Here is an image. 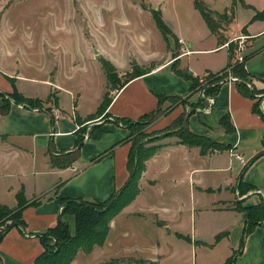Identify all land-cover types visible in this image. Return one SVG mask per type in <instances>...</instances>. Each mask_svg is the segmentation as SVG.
Segmentation results:
<instances>
[{
    "label": "crops",
    "instance_id": "obj_1",
    "mask_svg": "<svg viewBox=\"0 0 264 264\" xmlns=\"http://www.w3.org/2000/svg\"><path fill=\"white\" fill-rule=\"evenodd\" d=\"M234 21L229 24L233 37L247 24L243 56L257 96L253 97L244 86L241 89L239 82L228 76L213 96L209 110L197 107L189 112L192 109L184 102L160 101L159 96L164 93L188 97L191 102L197 101L200 94L190 90L191 80L171 69L172 63H165L134 76L115 92L107 110L110 119L100 122L104 132L98 137L89 136L94 123L85 124L89 116L77 109L79 94L75 89H67L72 100L70 107L65 109L60 103L57 92L62 85L54 77L58 68L49 67V77L25 76L14 68L7 71L0 51V90H18L17 78L40 80L51 87L46 96L26 93L19 87L23 96L44 99L43 103L31 107L12 99L7 112H0V202L16 208L21 189L27 200L21 210L25 225L10 228L0 240V264H35L36 256L45 250L38 234L57 225L65 199L105 200L119 189L130 174L127 162L131 141L126 140L129 129L116 122L115 117L138 119L159 105L171 107L159 116L157 127L178 124L180 116L188 111L185 119L189 130L229 146L205 153L199 145L179 143L177 136L165 141L145 160L139 192L111 219L104 243L95 244L90 251L79 249L67 264H124L125 259L128 264H140L136 262L139 258L146 260L141 264H209L207 255L220 243L228 248L221 264L226 262L240 245L248 214L234 201L242 198L241 206L255 204L264 194V154L250 163L242 175L256 189L242 197L234 190L244 164L263 148L264 117L254 111V103L260 98L264 109V19L248 21L238 33L231 29ZM205 29L200 42L211 40L213 45L200 50L220 52L227 48L228 54L216 66L208 63L202 70L194 65L183 68L199 77L218 73L232 62L228 45L222 44L207 23ZM178 34L185 43V52L180 55L192 54L188 39ZM102 78L104 93L103 69ZM207 105L208 101L203 107ZM225 113L233 124L232 131L220 122ZM82 141L84 144L78 146ZM72 150H76L77 157L64 165L65 153ZM20 156L29 158L28 169L21 170L25 166L21 165ZM198 211L210 213L215 223L209 224L208 229L198 228ZM207 235H213L212 241ZM245 241L235 264H264V223L248 233ZM202 250L203 257L199 255Z\"/></svg>",
    "mask_w": 264,
    "mask_h": 264
},
{
    "label": "rangeland",
    "instance_id": "obj_2",
    "mask_svg": "<svg viewBox=\"0 0 264 264\" xmlns=\"http://www.w3.org/2000/svg\"><path fill=\"white\" fill-rule=\"evenodd\" d=\"M203 1L210 9L220 12L232 6V0ZM246 2H250L252 6H245L240 1L234 4L236 15L231 29L236 33L241 30V26L250 21L255 9L264 7V0ZM155 8L159 9L163 16L170 31L168 34H164L157 26L152 15ZM218 26L217 36L220 41L224 40L227 44L231 41L237 45L236 51L241 35L245 38L244 42H247V36L243 32L233 37L229 24L222 22ZM205 28V19L196 8L194 0H0V51L6 61V70L11 71L14 68L25 76L49 77L48 68H58V74L54 77L56 80L59 79L62 85L57 92L61 98L60 103L62 102L65 109L70 107L72 100L67 89H75L79 94L76 107L89 116L85 124L94 123L92 127L94 132L102 129L101 121L110 119L106 112L94 114L104 94L102 69L106 78L104 91L107 90L114 95L119 85L127 78L138 72L160 68L165 63L174 64L178 60V67L182 69L194 65L199 70L208 63L219 65L222 57L228 54V50L227 48L220 52L200 50L213 45L211 40L200 42L201 36L205 34ZM178 33L188 39L193 48L192 54L180 55L185 52L183 48L185 43ZM102 60L109 64L110 78H107ZM227 74L237 80V74L233 71L229 70ZM199 79L202 85L213 80L210 72ZM246 80L249 81L248 87H251L252 78L247 77ZM15 83L19 91L21 88L26 93H37L40 96H46L51 88L43 81L33 79L31 81L28 78H17ZM49 97L51 98V95ZM43 100L41 99L42 103ZM258 102L262 107L261 99ZM197 107L206 111L208 105ZM158 118V114L149 113L141 119V125L133 127L132 133H139L134 144L139 141L138 143L147 147L177 138L180 126L176 124L157 127ZM122 123L125 126L129 124L127 120H123ZM20 163L25 166L21 170L30 167L27 156H20ZM198 212L196 224L201 230L208 229L209 224L215 223L210 219V213ZM8 222L10 221H0V231ZM210 230L211 228L208 234ZM207 236L212 241L213 235ZM51 240L50 245L54 247L55 237ZM201 249L205 250L203 247ZM203 250L199 252L202 257L205 253ZM227 251V245L220 243L207 255V261L209 264H221ZM124 261V264H128L127 259ZM136 262L141 264L146 260L139 258Z\"/></svg>",
    "mask_w": 264,
    "mask_h": 264
},
{
    "label": "trees",
    "instance_id": "obj_3",
    "mask_svg": "<svg viewBox=\"0 0 264 264\" xmlns=\"http://www.w3.org/2000/svg\"><path fill=\"white\" fill-rule=\"evenodd\" d=\"M240 1L245 6L250 7L251 5L247 4L245 0H233L232 6L229 8H225L222 12L217 10L210 9L203 0H194V4L196 8H198L199 12L204 16L206 23L208 24L209 29L214 34H218V25L222 24V22L226 24H230L235 18L234 4ZM152 15L154 16L155 22L159 29L164 32V34H168L170 31L167 28V24L165 23L163 16L159 9H153ZM256 19H264V8L255 9V12L250 19V22ZM247 25V24H246ZM246 25L242 27V32L246 35ZM224 42V40H223ZM222 42V44H223ZM229 44V52L232 62L229 63L227 68L221 70L218 73L210 72L212 75V82L209 84H200V77L196 75H192L186 69H182L178 67V61L172 64V69L175 73L184 76L185 78L191 80L190 90L194 92V90L200 91L202 88L205 92L206 96L212 95L214 96L218 92L219 86L227 80L229 76L227 72L233 71L234 74H237L238 86L243 89V86L246 89L251 90V94L253 97L257 96L255 90L252 86L248 87L249 81H247V77H250L248 71L245 68V59L238 60L236 59V50L235 44ZM107 61L102 60L104 68L107 73V78H110L109 64ZM147 72V71H146ZM144 72L135 73L131 78H127L122 84L119 85L118 89L124 85L127 81L132 79L134 76L141 74ZM232 73V72H231ZM117 89V90H118ZM116 90V91H117ZM0 96L3 98V104L0 105V112L6 113L9 109L12 99L15 102H23L25 106H39L41 104V100L38 98H30L23 96L17 89H14L12 93H6L0 90ZM113 96L107 90L104 91L102 102L100 103L98 110L94 114L99 113H108V106L113 100ZM206 96H201L199 94L197 101L191 102L188 100V97L176 96L173 94H162L159 96L160 101L163 99H168L171 101V104L184 102L189 105L191 109H196L197 105L203 107L206 105ZM256 99L254 105V111L257 110L264 117V109L260 106L258 100ZM171 106L161 107L160 105L156 110H153L149 113L158 114L159 116L164 114L167 110L170 109ZM188 111H186L180 118L177 120L178 125L180 126L177 137H179V143H185L190 146L199 145L201 151L207 152L211 149H225L229 146V144L223 145L222 143L216 142L212 139H209L205 136H202L198 133H193L189 130L186 121V115ZM109 114V113H108ZM93 115V114H92ZM149 114H145L142 117L134 120L115 117L116 122L122 123L123 120H127L129 123L126 126L129 129V134L126 137V140L131 141V147L129 150V159H128V168L130 169V174L126 181L119 189H114L112 193L105 199H91L92 201H86L83 198H68L64 200V205L61 210V218L58 221L57 225L54 227H50L47 229L45 233L38 234L40 235V240L45 247V250L36 256L34 262L35 264H67L69 263L77 254L79 248H84L86 251L92 250L95 244L101 245L104 243L107 233L109 232V226L111 219L117 215L126 205L134 200L137 193L139 192V179L144 170L145 160L149 158L155 151L160 148L164 144H151L150 146L144 147L142 144L137 143L134 144L136 136L139 133H132L133 127L135 125H141V119L146 117ZM221 124L227 131L234 130L233 124L230 120L229 114L225 113V115L220 118ZM123 124V123H122ZM104 132L103 129H100L98 132H94L93 128L89 132V136L98 137ZM140 140V139H138ZM75 151H68L65 153L67 156L64 165L71 163L76 157ZM264 154V141L262 150L258 151L256 155H254L250 160H248L244 167L242 168V172L240 173L238 180L239 183L235 187L238 190L239 195L243 196L244 193L251 189H256V187L247 183L242 179V175L244 171L249 167V164L252 163L258 156ZM53 157V164H56L55 159ZM19 205L16 208H10L7 204L0 202V221H10L8 222L4 228L0 231V240L6 234L10 228L15 227L16 225H25V221L21 216V210L23 206L27 203L24 190L17 194ZM243 199L238 198L236 203L237 207L241 210L247 211V218L244 224V230L240 239V245L237 250L233 251L230 257L226 260L224 264H235L237 254L244 248L245 239L248 233H250L259 223H264V194L260 198V201L255 204H248L245 206H241ZM65 215V216H64ZM55 237V245L52 247L50 244L52 242V238Z\"/></svg>",
    "mask_w": 264,
    "mask_h": 264
},
{
    "label": "built area",
    "instance_id": "obj_4",
    "mask_svg": "<svg viewBox=\"0 0 264 264\" xmlns=\"http://www.w3.org/2000/svg\"><path fill=\"white\" fill-rule=\"evenodd\" d=\"M244 40H245V38H243V35H241L240 38H239V41H238V44H239L238 48H237L238 51H236V59H238V60H244L243 59L244 58L243 50H244L245 45H246L244 43ZM225 44H227V43H225ZM200 95L201 96H206L205 92H204V90L202 88L200 89ZM206 100L208 101V107H206L205 109L209 110L210 106H211L210 103H212V101H213V96L212 95L206 96ZM262 106H263V104H262ZM59 114L60 113L58 112L57 115H59Z\"/></svg>",
    "mask_w": 264,
    "mask_h": 264
},
{
    "label": "water",
    "instance_id": "obj_5",
    "mask_svg": "<svg viewBox=\"0 0 264 264\" xmlns=\"http://www.w3.org/2000/svg\"><path fill=\"white\" fill-rule=\"evenodd\" d=\"M194 111H195V109H192V110L189 111V112H194ZM83 144H84V141L80 142L78 146H82ZM59 220H60V219H59Z\"/></svg>",
    "mask_w": 264,
    "mask_h": 264
}]
</instances>
